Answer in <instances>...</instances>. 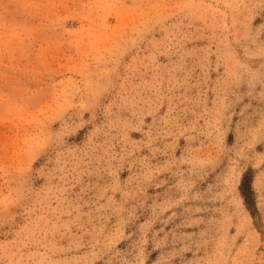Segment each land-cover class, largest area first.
<instances>
[{
    "label": "rangeland",
    "instance_id": "rangeland-1",
    "mask_svg": "<svg viewBox=\"0 0 264 264\" xmlns=\"http://www.w3.org/2000/svg\"><path fill=\"white\" fill-rule=\"evenodd\" d=\"M0 264H264V0H0Z\"/></svg>",
    "mask_w": 264,
    "mask_h": 264
}]
</instances>
